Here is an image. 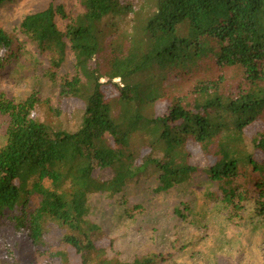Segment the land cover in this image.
Instances as JSON below:
<instances>
[{
    "label": "trees",
    "instance_id": "trees-1",
    "mask_svg": "<svg viewBox=\"0 0 264 264\" xmlns=\"http://www.w3.org/2000/svg\"><path fill=\"white\" fill-rule=\"evenodd\" d=\"M80 5L69 15L64 4L51 3L21 22L22 32L50 52L51 79L70 44L75 73L61 78L60 94L81 99L84 108L75 129L58 128L32 116L37 92L15 101L0 91V113L8 117L0 147V227L10 211L15 229L36 246L46 244L51 223L65 228L62 240L80 264H155L149 256L91 262L100 227L88 217L90 195L114 196L146 175L156 177L158 191L197 176L211 181L216 189L208 196L220 199L233 221L257 193L256 212L264 216V0ZM58 16L67 19L65 30ZM108 27L114 38L104 50ZM20 52L0 27V72ZM108 84L115 95H108ZM157 102L167 105L162 115L149 110ZM259 122L263 128L248 134ZM191 143L211 162L198 165ZM35 195L41 200L31 210ZM57 255L71 264L68 252Z\"/></svg>",
    "mask_w": 264,
    "mask_h": 264
},
{
    "label": "rangeland",
    "instance_id": "rangeland-1",
    "mask_svg": "<svg viewBox=\"0 0 264 264\" xmlns=\"http://www.w3.org/2000/svg\"><path fill=\"white\" fill-rule=\"evenodd\" d=\"M81 0H12L0 5V27L8 31L20 45L19 58L0 72V91L22 101L38 93L39 104L32 116L58 128L75 129L83 114L84 103L77 97L61 96V78L75 73V54L68 44L66 61L51 79L50 52H42L21 30L26 15L41 11L51 3L64 4L69 15L81 10ZM65 30L67 19L57 17ZM111 27L103 37L104 50L114 38ZM104 81V79H102ZM119 80V79H115ZM108 95L116 91L106 85ZM153 113L162 115L165 102H157ZM8 117L0 113V147L6 141ZM263 128L255 123L246 130L254 134ZM189 150L198 165L211 160L200 148L190 144ZM155 176H143L131 182L114 196L94 192L90 195L89 219L100 227L91 262L101 258L132 261L149 256L155 264H264V216L256 212L258 194L246 201L244 217L233 221L218 198L208 196L215 190L211 181L197 176L190 183L158 191ZM33 196L30 209L40 203ZM8 211L0 227V264H63L58 251H66L71 264H80L75 251L62 240L66 229L51 223L44 246H36L29 235L18 232Z\"/></svg>",
    "mask_w": 264,
    "mask_h": 264
}]
</instances>
